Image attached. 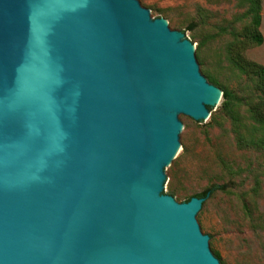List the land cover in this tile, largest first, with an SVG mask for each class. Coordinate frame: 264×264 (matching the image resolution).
<instances>
[{
  "label": "water",
  "instance_id": "95a60500",
  "mask_svg": "<svg viewBox=\"0 0 264 264\" xmlns=\"http://www.w3.org/2000/svg\"><path fill=\"white\" fill-rule=\"evenodd\" d=\"M193 47L137 0H0V264H220L163 194L222 97Z\"/></svg>",
  "mask_w": 264,
  "mask_h": 264
},
{
  "label": "rangeland",
  "instance_id": "374dc122",
  "mask_svg": "<svg viewBox=\"0 0 264 264\" xmlns=\"http://www.w3.org/2000/svg\"><path fill=\"white\" fill-rule=\"evenodd\" d=\"M137 1L151 19H163L194 49L199 46L200 73L233 97L230 114L222 110L221 97L204 121L178 116L180 148L165 169L163 194L173 192L174 200L184 203L213 184L224 185L226 191L207 198L196 217L211 253L219 255L220 264H264V132L247 112L257 98L253 82L227 60L233 41L229 31H239L248 21L245 6L241 0ZM260 10L263 43L245 56L264 67V0Z\"/></svg>",
  "mask_w": 264,
  "mask_h": 264
},
{
  "label": "trees",
  "instance_id": "16d2710c",
  "mask_svg": "<svg viewBox=\"0 0 264 264\" xmlns=\"http://www.w3.org/2000/svg\"><path fill=\"white\" fill-rule=\"evenodd\" d=\"M241 3L243 6H245L244 16L248 21L239 31H229L233 41L229 48H227V60L231 66L239 72V74L253 82L252 89L257 94V98L254 102L247 106V112L250 119L257 126V128L264 132V67L254 61L247 59L245 56L246 51L260 47L263 43V37L260 32L261 0H241ZM190 30L191 29L188 28V31ZM224 31L226 32L227 30ZM198 48L199 46L195 48L196 51L199 50ZM208 82L215 85V82L212 80ZM232 100L233 97L230 92L222 90L223 102L221 108L225 112H229V114L232 107ZM225 191L226 187L224 185L213 184L207 190L196 194L193 197L204 198L206 200L217 192ZM169 196L174 198L173 192H170ZM193 197L185 199L184 203L189 202V200ZM214 257L218 261L220 260L218 254H214Z\"/></svg>",
  "mask_w": 264,
  "mask_h": 264
},
{
  "label": "bare ground",
  "instance_id": "6f19581e",
  "mask_svg": "<svg viewBox=\"0 0 264 264\" xmlns=\"http://www.w3.org/2000/svg\"><path fill=\"white\" fill-rule=\"evenodd\" d=\"M219 99V98H218Z\"/></svg>",
  "mask_w": 264,
  "mask_h": 264
}]
</instances>
